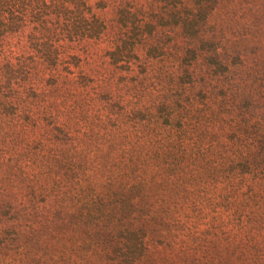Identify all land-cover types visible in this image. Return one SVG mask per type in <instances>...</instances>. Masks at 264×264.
Wrapping results in <instances>:
<instances>
[{"label":"rangeland","instance_id":"374dc122","mask_svg":"<svg viewBox=\"0 0 264 264\" xmlns=\"http://www.w3.org/2000/svg\"><path fill=\"white\" fill-rule=\"evenodd\" d=\"M134 1L148 32L134 57L107 53L124 30L114 0H86L105 39L64 46L102 103L59 106L39 62L21 111L0 96V264L20 253V264H125L126 237L143 238L134 264H233L247 252L264 191V0ZM29 30L9 38L28 64ZM119 99L131 114L110 105Z\"/></svg>","mask_w":264,"mask_h":264},{"label":"trees","instance_id":"16d2710c","mask_svg":"<svg viewBox=\"0 0 264 264\" xmlns=\"http://www.w3.org/2000/svg\"><path fill=\"white\" fill-rule=\"evenodd\" d=\"M26 1L0 0V96L5 97L4 103L11 107L10 114L22 110L23 93L20 91L22 84L32 83L39 79L38 62L43 64L44 70L51 72L53 94L57 92L59 106L69 102L76 109L80 106L83 110V106L93 105L97 101L102 103L108 94L97 93L93 86V78L78 70L79 60L76 55L65 53L63 50L64 46L81 40L101 42L105 39L104 35L108 26L95 12H92L93 9L86 0ZM114 2L116 3L115 21L117 25L119 24L118 29L124 30L118 36L106 38L112 46L107 52L110 60L117 63L134 57L130 45L144 44L147 41L148 32L142 29L146 26L142 25L143 21L140 18H137L134 7L128 6V3L135 4L134 0L131 2L114 0ZM25 28L30 29L32 41L36 46L30 64L19 49L9 41L10 33L21 34ZM131 28L136 29L134 36L129 35ZM119 100H113L110 105L114 107L115 104L116 110L131 114L126 110L123 104L125 102ZM0 101H2L1 98ZM0 108H3L1 102ZM77 114L80 116V113ZM4 125V120H2L0 128L2 129ZM55 129L59 132L66 130L63 124L55 126ZM9 135L6 134L5 139ZM262 194L263 196L252 197L253 207L249 211L248 218L247 252H232L233 264H264V191ZM13 215H17L14 209L8 217L11 223L16 221ZM4 218L7 219V217ZM7 227L11 228V232L6 241L13 244L19 236V231L12 228L13 224ZM124 231L125 235L126 231H129V234L132 233L129 229ZM1 235L2 231L0 239ZM131 235L135 236L136 232ZM142 239L140 237L139 241H136V237H126L120 249L125 252L120 256V261H124L125 264H134L144 249ZM3 242L2 240L1 243ZM19 255L14 258L12 264H20L19 257H24L25 254L20 253Z\"/></svg>","mask_w":264,"mask_h":264}]
</instances>
